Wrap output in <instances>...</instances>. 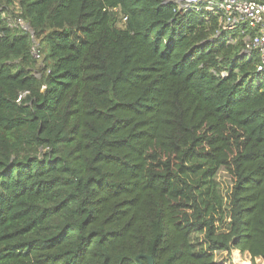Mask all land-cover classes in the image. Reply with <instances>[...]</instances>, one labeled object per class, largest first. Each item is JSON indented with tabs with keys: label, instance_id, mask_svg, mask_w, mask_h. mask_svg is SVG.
I'll use <instances>...</instances> for the list:
<instances>
[{
	"label": "trees",
	"instance_id": "obj_1",
	"mask_svg": "<svg viewBox=\"0 0 264 264\" xmlns=\"http://www.w3.org/2000/svg\"><path fill=\"white\" fill-rule=\"evenodd\" d=\"M244 46L176 1L0 0V264L264 260V73Z\"/></svg>",
	"mask_w": 264,
	"mask_h": 264
},
{
	"label": "built area",
	"instance_id": "obj_2",
	"mask_svg": "<svg viewBox=\"0 0 264 264\" xmlns=\"http://www.w3.org/2000/svg\"><path fill=\"white\" fill-rule=\"evenodd\" d=\"M183 3L181 7L192 6L217 15L222 30L239 29L245 42L242 52L248 53L246 56L249 58L253 54H258L260 59L255 73H264V0H183ZM18 21L24 29L28 30V25L24 24L25 21L22 18ZM25 95L26 93L21 94L18 101H21ZM238 262L243 264L244 260L241 256Z\"/></svg>",
	"mask_w": 264,
	"mask_h": 264
},
{
	"label": "rangeland",
	"instance_id": "obj_3",
	"mask_svg": "<svg viewBox=\"0 0 264 264\" xmlns=\"http://www.w3.org/2000/svg\"><path fill=\"white\" fill-rule=\"evenodd\" d=\"M16 13H19V10H17ZM19 18L20 17L17 16V17H13L11 20L13 23H15V21H17ZM24 24L26 25V23ZM21 27L23 28V26ZM34 52L38 56L37 46L34 48ZM39 59H38L39 64H41V58ZM255 81H256L255 83L257 84V80ZM215 180L217 182L219 191L224 195L225 199L227 200L228 195L231 192L233 186L232 178L229 172L224 168H220L215 175ZM196 238H202V235L196 236ZM239 256H240V251L238 249H234L231 253H228V251H218L215 253V260L220 262V264H240L241 262H238ZM243 264H245V261L243 262ZM258 264H264V260L258 259Z\"/></svg>",
	"mask_w": 264,
	"mask_h": 264
},
{
	"label": "water",
	"instance_id": "obj_4",
	"mask_svg": "<svg viewBox=\"0 0 264 264\" xmlns=\"http://www.w3.org/2000/svg\"><path fill=\"white\" fill-rule=\"evenodd\" d=\"M169 1H176L179 5H181V6L184 5L183 0H169ZM28 29H29L30 32L33 33V31L31 30V28H30L29 26H28ZM241 54H242L243 56H246L248 53L241 52ZM239 251H240V250H239ZM240 256H241V252H240ZM147 258H148V260H149V264H154V259H153L152 256H147ZM241 258H242V256H241ZM242 259H243V258H242Z\"/></svg>",
	"mask_w": 264,
	"mask_h": 264
}]
</instances>
